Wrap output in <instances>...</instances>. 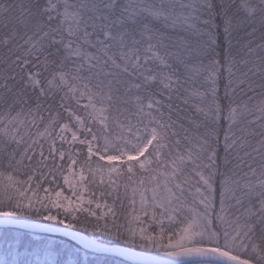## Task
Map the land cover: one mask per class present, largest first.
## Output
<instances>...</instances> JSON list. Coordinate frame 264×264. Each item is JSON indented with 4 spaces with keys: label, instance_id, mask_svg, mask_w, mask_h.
<instances>
[{
    "label": "snow or ice",
    "instance_id": "6c2138e0",
    "mask_svg": "<svg viewBox=\"0 0 264 264\" xmlns=\"http://www.w3.org/2000/svg\"><path fill=\"white\" fill-rule=\"evenodd\" d=\"M0 264H264V0H0Z\"/></svg>",
    "mask_w": 264,
    "mask_h": 264
}]
</instances>
